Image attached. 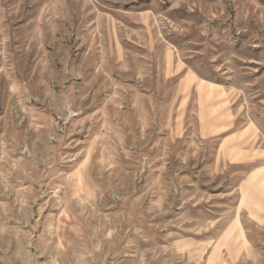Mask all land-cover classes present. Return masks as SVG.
Instances as JSON below:
<instances>
[{"label": "rangeland", "instance_id": "374dc122", "mask_svg": "<svg viewBox=\"0 0 264 264\" xmlns=\"http://www.w3.org/2000/svg\"><path fill=\"white\" fill-rule=\"evenodd\" d=\"M263 183L264 0H0V264H264Z\"/></svg>", "mask_w": 264, "mask_h": 264}, {"label": "crops", "instance_id": "0c3cea01", "mask_svg": "<svg viewBox=\"0 0 264 264\" xmlns=\"http://www.w3.org/2000/svg\"><path fill=\"white\" fill-rule=\"evenodd\" d=\"M213 87L214 88H211L213 95L212 100L207 102L206 98H204V101H201L200 94L198 95L199 105L201 106L200 111H202L203 115L200 125L202 135L205 137H209L216 132H220L221 127L224 128L226 125L229 126L231 123L229 120L228 108L223 104L224 99L221 98L222 92L217 90V85L214 84ZM205 93H207V90ZM217 98H220V100L216 103L215 101ZM211 103L214 105H211ZM228 120L229 123L227 122Z\"/></svg>", "mask_w": 264, "mask_h": 264}, {"label": "bare ground", "instance_id": "6f19581e", "mask_svg": "<svg viewBox=\"0 0 264 264\" xmlns=\"http://www.w3.org/2000/svg\"><path fill=\"white\" fill-rule=\"evenodd\" d=\"M192 80L189 81V83H191ZM207 83H204V82H199L198 83V88H199V93H200V98H201V101H204V98H206L207 102L209 100H212V89L211 88H214L213 85L211 84H207ZM207 90V93H205ZM204 103V102H203ZM222 128V127H221ZM226 131V130H225ZM263 186H264V183H263ZM258 194V193H257ZM256 194V195H257ZM259 196V195H258ZM248 201V200H247ZM262 204V203H261ZM242 233V232H241ZM233 234V233H232ZM220 254V253H219ZM219 256V255H218ZM217 262V261H216ZM215 263V259H213L209 264H214Z\"/></svg>", "mask_w": 264, "mask_h": 264}]
</instances>
